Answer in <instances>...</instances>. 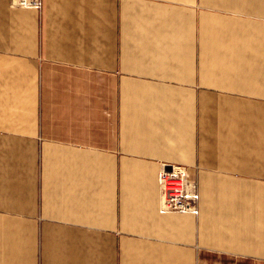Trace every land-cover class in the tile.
<instances>
[{"label": "crops", "instance_id": "1", "mask_svg": "<svg viewBox=\"0 0 264 264\" xmlns=\"http://www.w3.org/2000/svg\"><path fill=\"white\" fill-rule=\"evenodd\" d=\"M0 264H264V0H0Z\"/></svg>", "mask_w": 264, "mask_h": 264}, {"label": "built area", "instance_id": "2", "mask_svg": "<svg viewBox=\"0 0 264 264\" xmlns=\"http://www.w3.org/2000/svg\"><path fill=\"white\" fill-rule=\"evenodd\" d=\"M15 7L39 10L42 0H10ZM160 188L159 212L198 213L199 191L195 167L184 164H163L157 172Z\"/></svg>", "mask_w": 264, "mask_h": 264}]
</instances>
